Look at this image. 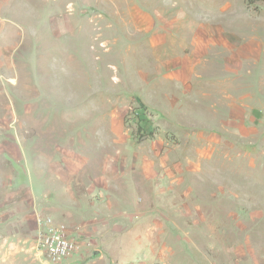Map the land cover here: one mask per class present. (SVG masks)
<instances>
[{
  "label": "rangeland",
  "instance_id": "rangeland-1",
  "mask_svg": "<svg viewBox=\"0 0 264 264\" xmlns=\"http://www.w3.org/2000/svg\"><path fill=\"white\" fill-rule=\"evenodd\" d=\"M3 2L0 264H264V0Z\"/></svg>",
  "mask_w": 264,
  "mask_h": 264
},
{
  "label": "built area",
  "instance_id": "built-area-1",
  "mask_svg": "<svg viewBox=\"0 0 264 264\" xmlns=\"http://www.w3.org/2000/svg\"><path fill=\"white\" fill-rule=\"evenodd\" d=\"M35 222V255L43 260V264H63L65 259L77 253L79 244L67 224L39 214Z\"/></svg>",
  "mask_w": 264,
  "mask_h": 264
},
{
  "label": "crops",
  "instance_id": "crops-1",
  "mask_svg": "<svg viewBox=\"0 0 264 264\" xmlns=\"http://www.w3.org/2000/svg\"><path fill=\"white\" fill-rule=\"evenodd\" d=\"M8 1H9V0H5L6 3H7ZM1 3H2L3 5H5V3L3 2V0H1V2H0V8L3 7V5H2ZM2 12H4V13H9V11H7V10H4V11H2ZM243 40H245V39H243ZM242 46H243V48H244V52H245V51H246V43H243ZM238 52H239V49H238ZM260 52H261V51H260ZM260 52H259V54H260ZM236 60H240V57H239L238 59H236ZM222 61H223V60H222ZM242 61H243V60H242ZM223 64H224V62H223ZM224 65H225V64H224ZM242 65H243V64H238V67H239V66H242ZM244 66H245V65H244ZM202 81L205 82V81H207V80H202ZM235 101H236V99H235ZM227 116H228V115H227ZM227 116H226V117H227ZM227 119H229V118L227 117ZM229 124H230V123H229ZM23 254H24V253H23ZM23 254L20 255L21 258H22L23 260H28V259L30 258V257H24V256H26V255H23ZM20 256H19V257H20ZM19 257H18V262H19V264H20ZM30 263L33 264V261L31 260Z\"/></svg>",
  "mask_w": 264,
  "mask_h": 264
}]
</instances>
